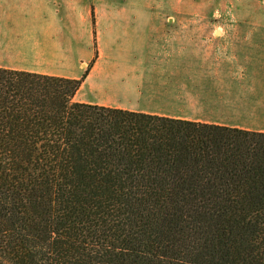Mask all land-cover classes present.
Returning a JSON list of instances; mask_svg holds the SVG:
<instances>
[{
	"label": "trees",
	"instance_id": "trees-1",
	"mask_svg": "<svg viewBox=\"0 0 264 264\" xmlns=\"http://www.w3.org/2000/svg\"><path fill=\"white\" fill-rule=\"evenodd\" d=\"M90 66H0V264H264V131L74 101Z\"/></svg>",
	"mask_w": 264,
	"mask_h": 264
},
{
	"label": "crops",
	"instance_id": "crops-1",
	"mask_svg": "<svg viewBox=\"0 0 264 264\" xmlns=\"http://www.w3.org/2000/svg\"><path fill=\"white\" fill-rule=\"evenodd\" d=\"M59 1L24 21L21 50L0 66L79 78L91 63L74 101L264 131L241 124L264 116V15L254 20L248 0L218 6L216 19L183 20L158 19L145 0H94L77 18L79 0ZM89 20L92 54L76 70L65 56Z\"/></svg>",
	"mask_w": 264,
	"mask_h": 264
},
{
	"label": "rangeland",
	"instance_id": "rangeland-1",
	"mask_svg": "<svg viewBox=\"0 0 264 264\" xmlns=\"http://www.w3.org/2000/svg\"><path fill=\"white\" fill-rule=\"evenodd\" d=\"M111 0H96L97 4H108ZM134 1V0H124ZM247 2V0H245ZM251 11L254 12L252 18L260 21L264 15V0H248ZM94 0H79V13L77 18L81 17V13L87 7L91 6ZM159 9L162 13L158 19L161 20H183V19H216L215 10L218 6L226 4L240 5L239 0H145ZM254 2V3H253ZM57 3V4H56ZM59 5V0H0V57L9 56L13 59L21 46L15 41L16 35L21 33L22 24L26 19L36 12L37 8L43 6L49 14L51 7ZM66 4V2H65ZM189 16L191 18H189ZM81 28L86 27V32L83 28L78 45H71L74 53L66 54L65 60L69 61L72 67L78 70V61L80 58H87L92 54L93 40L90 33L91 21L83 23L78 21ZM66 69V67H64ZM65 71V70H61ZM261 80L264 81V68L259 70ZM258 112V111H257ZM256 120V122H254ZM254 113L243 120L242 125L248 127H258L264 129V116L255 118ZM252 121V122H251ZM251 130V129H249ZM259 131V130H258Z\"/></svg>",
	"mask_w": 264,
	"mask_h": 264
}]
</instances>
